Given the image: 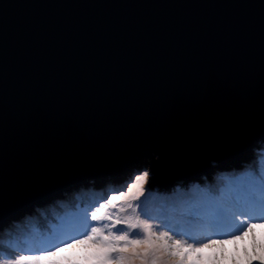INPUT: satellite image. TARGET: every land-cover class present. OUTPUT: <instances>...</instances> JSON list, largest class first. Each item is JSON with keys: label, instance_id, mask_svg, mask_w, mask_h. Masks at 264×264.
<instances>
[{"label": "water", "instance_id": "1", "mask_svg": "<svg viewBox=\"0 0 264 264\" xmlns=\"http://www.w3.org/2000/svg\"><path fill=\"white\" fill-rule=\"evenodd\" d=\"M264 145V0H0V231L147 166L168 192Z\"/></svg>", "mask_w": 264, "mask_h": 264}, {"label": "snow or ice", "instance_id": "2", "mask_svg": "<svg viewBox=\"0 0 264 264\" xmlns=\"http://www.w3.org/2000/svg\"><path fill=\"white\" fill-rule=\"evenodd\" d=\"M148 175L147 171L136 175L126 191L114 192L95 210L86 212L77 221V229H82L77 235L63 239L64 234H57L41 242L43 246L28 249L24 254L17 256L11 251L0 255V264H41L49 257L57 256L63 249L78 245L86 246L85 259L88 264H137V262L139 264H220V261L228 259L223 245L243 240L256 227V224L251 222H238L236 213L229 215L223 209H217L215 216L209 222V227L212 235L228 237L226 239H212L205 236L204 240L207 242H203L188 232H180L170 225H164L168 228L166 231H154V225L150 222L152 217L141 219L137 214V207L131 202L126 206H121L119 203L127 200L134 189L142 195ZM259 191V198L254 192L249 191L245 206L238 208L237 211L239 216L246 217L247 221L253 219L262 221L260 227H264V185ZM139 195H133L132 199H139ZM129 209L131 215H121L127 213ZM120 225L124 227H118ZM174 235H185L192 240V243L173 239ZM217 245L220 246L219 256L204 255L206 249H212ZM233 259L236 264L241 262L264 264V241L257 244L253 238L251 250L245 248L242 254L234 255ZM51 264H61V262L52 261Z\"/></svg>", "mask_w": 264, "mask_h": 264}, {"label": "trees", "instance_id": "3", "mask_svg": "<svg viewBox=\"0 0 264 264\" xmlns=\"http://www.w3.org/2000/svg\"><path fill=\"white\" fill-rule=\"evenodd\" d=\"M263 150H264V145H263ZM262 157H264V151L261 152V156L252 155V160L253 158H255V163L256 165H258V167L254 168L252 164V160H250V164H249L250 166L246 167L245 171L243 172L245 174V177L242 174L240 175L239 172L231 173L229 174V176L228 175L224 176L226 174L221 171V175L223 176L218 178L219 179L218 183L214 181L212 183H209L207 181L204 182L202 181L201 183L198 184L194 183V187L197 186L196 188L200 189L198 191L200 193L197 192V200L195 202L191 201V204L186 205L185 207L184 205L188 202L187 200H190V198L181 201L180 210L173 209L170 207L166 208L163 205H160L161 207L164 208L163 211L164 212L166 211L169 217L167 221L163 220L161 225H170L180 232H183L184 230L187 229H192V230H197L193 234L203 233L211 238L213 237H223L222 239L228 238L225 236L212 235V230L209 227V222L215 216L217 209H223L229 215L236 213L239 219H242V221H247L246 217L239 216V212L237 211V209L245 206L249 191H252L255 193V195H258L260 193L259 191L260 189L250 187L247 191H244V187L242 186V183H255L260 186L264 185V183L261 182L259 183L255 181L256 178H254L255 176L261 178L260 171L264 169V167L260 165ZM215 172L219 173L218 171H214V173ZM230 176H233L234 178H230ZM263 178H264V173L260 181ZM124 180L125 179L123 180L121 179V181H123L122 183L125 182ZM122 183L116 185H108L100 190H95L93 187L87 189H80L78 192H81L83 199L77 198L74 195V197H72V199L74 200L73 205L76 206L81 202L84 203V201L86 203H89L90 199H93L94 204L95 203L97 204L98 201L101 200V196L104 193H107L108 191H113L115 186H119ZM218 186L222 187V189H217ZM177 189H175L169 194H173ZM218 192L222 194V196L219 198L220 203L215 199V196L218 194ZM167 195H168L167 193H161V192L159 193V196L162 197H165ZM194 203L195 205H193ZM62 204L68 205V203H62ZM49 207L44 208L43 210L41 209L36 210L32 215L24 219H21L20 221L13 222L7 228H4L2 231H0V234L5 233L3 238L0 240V246H1L0 250H2L0 251V255H4L8 253L6 250L7 248H9V250L11 251L14 250L24 254L28 249H32L37 246H43L41 242L49 240L52 237L56 236L57 233H55V230L57 231L58 229L61 228L60 219H64V217L60 216L58 213V211H60L61 209L60 206H59V210L53 209L51 212L47 214L45 213L41 214V212H44V210H48ZM75 220L78 221L79 218H75ZM11 228H13V232L10 235L9 231ZM203 230L205 231L201 232ZM77 232H78L77 229L70 228L68 230V233L64 235L63 239H67L69 236H73V234ZM41 233H43L44 235H47L48 233L51 234L47 236L48 238L46 237L42 239L40 236ZM194 237L202 238V240H204L205 236H194ZM2 242L3 244H1Z\"/></svg>", "mask_w": 264, "mask_h": 264}, {"label": "rangeland", "instance_id": "4", "mask_svg": "<svg viewBox=\"0 0 264 264\" xmlns=\"http://www.w3.org/2000/svg\"><path fill=\"white\" fill-rule=\"evenodd\" d=\"M263 151H264L263 145H261L259 150L253 151L252 155H260L261 156V152H263ZM252 164H253L254 168L258 167V165H256V163H255V158H253ZM260 165L262 167H264V157H262ZM248 166H250V165L248 164ZM248 166H245V168ZM144 171H147L149 173L147 166L133 167L122 178V179H125L124 180L125 182L124 183L121 182L122 183L121 185L115 186L113 191H108L107 193H104L101 196V200L98 201L97 204L96 203L94 204L93 199H90L89 203H86L84 201V203L81 202V203L77 204L76 206L73 205L74 200L72 199V197H74V195L77 198L83 197L81 195V192L77 193V192L73 191L70 193L71 195L66 194V196H68L67 198L56 200L54 202V204L49 205L50 207L47 206V207H49L48 210H44V212H41V214H44V213L47 214V213L51 212L53 209L59 210V206H60L61 209H60V211H58V213L60 216L64 217V219H60V224H61L60 227L61 228L57 230L58 232L55 230V233L65 235L66 233H68V230L70 228L77 229V221L75 220V218L80 219L83 217V215L86 212L90 213L91 210H95V208L98 207L100 203L104 202L106 200V198L108 196H110L111 194H113L114 192L118 193L120 191H126L127 187L130 186V184L134 181L135 176L141 174ZM263 173H264V169H262L260 171L261 178H262ZM214 174H215V176L217 175L216 178H214V175H213L212 180L209 183H212L213 181L218 183L219 182L218 178L222 177V175L220 173L216 174V172H215ZM229 174H231V173H228L227 175H229ZM151 177H152V174L149 173L147 182L143 185L142 197L139 201L135 202V206L137 207V214L140 216L141 219H148L149 217H152L153 219H151L150 222L154 225V229H153L154 231H157V232L158 231H166V230H168L167 227H165L164 225H161V223L163 222V220L167 221L169 219V217H168L166 211L165 212L163 211L164 208L161 207L160 205H163L166 208L170 207L173 209L180 210L181 209V201H184L187 198H190V200H187L188 202L184 205V207L186 205H190L191 201L195 202L197 200V192L200 189L196 188L197 186L194 187V184H192L189 187H187L186 189L172 188L168 192H164V191L160 190L156 185L153 186L152 188L149 186V182H150ZM254 178H256L255 181H257L259 183L260 182L264 183V178L261 181H260L261 178H258L257 176H255ZM203 180H205V179H203ZM242 186L244 187V191H247L250 187H253L256 189H260V187H261L260 185L255 184V183H242ZM175 189H177V190L173 194H169L172 191H174ZM217 189H222V187L218 186ZM251 190H253V189H251ZM160 192L161 193H167L168 195L165 197L159 196ZM198 193H200V192H198ZM256 196L259 197L260 193ZM130 200L132 203L133 199L131 198ZM130 200L121 201L119 203L121 204V206H126V204ZM62 203H68V205L62 204ZM162 203H165V204H162ZM193 205H195V203ZM109 210H111L110 206H109ZM131 214H132L131 209H129L127 213H122L121 215L123 216V215H131ZM239 221H242V219L238 218V222ZM245 222L254 223V224H256V227H254L252 229V231L249 233V235L247 237H245L243 240L237 241L234 244L229 243V244L223 245V249L228 254V259L220 261V264H236V261L233 259L234 255L242 254V252L245 248L251 250L253 238H255V240L257 241V244H259L261 241H264V227H260V224L262 223V221H258V220L253 219L251 221H245ZM92 223H94V222H92ZM157 225H159L160 227H158V228L155 227ZM118 227L122 228L124 226L120 225ZM77 230L79 231L82 229H77ZM114 231H115V229H114ZM136 231H139V230H136ZM195 231H197V230L187 229V230H184L183 232H188L192 236H207L206 234H203V233L193 234ZM9 232L11 235L13 232V228H11ZM4 234L5 233L0 234V240L3 238ZM50 234L51 233L44 235L43 233H41L40 236L42 239H44L47 236H49ZM64 235L62 236V238L64 237ZM75 235H77V233L73 234V236H75ZM184 236L174 235L173 239H180L182 241H186L187 243H192V240H190ZM222 238L223 237H213L212 239H222ZM197 239H199L203 242H207L206 240H202V238H197ZM169 242L171 243V241H169ZM1 244H3V242ZM196 246H199V245H196ZM85 248H86V246H83V245L65 248L61 252H59L57 254V256L49 257L47 260L42 261L41 264H51L52 261H60L61 264L62 263L63 264H82L79 262L80 261L79 257H81L84 261H87L85 259V255H86ZM219 248H220V246L217 245V246H214V248H212V249H206L204 255L209 256V257L210 256H219L220 255ZM6 250H7V252H11V250H9V248H7ZM12 251H14V250H12ZM14 252L16 253L17 256L22 254L21 252H18V251H14ZM74 258H76V260H78V261L73 262ZM241 264H242V262H241Z\"/></svg>", "mask_w": 264, "mask_h": 264}, {"label": "bare ground", "instance_id": "5", "mask_svg": "<svg viewBox=\"0 0 264 264\" xmlns=\"http://www.w3.org/2000/svg\"><path fill=\"white\" fill-rule=\"evenodd\" d=\"M235 171H237V172H239L240 174H242L244 177H245V174L241 171V170H239V169H236V168H233ZM108 186V185H107ZM112 188V187H111ZM66 194H68V193H65V194H62L61 196L65 199V198H67V196H66ZM139 195L138 193H137V190H133V193L132 194H130L129 196H128V198H127V200H125V201H128V200H130L131 198H132V196L133 195ZM222 196V194L220 193V192H218V194L215 196V199L220 203V201H219V198ZM141 197H142V195H139V199H137V200H133L132 201V204L135 206V202L136 201H139L140 199H141ZM129 202H131V200L129 201ZM13 223V221L12 222H10L9 224H7V226H6V228L10 225V224H12ZM65 255V254H64ZM80 258V263H82V264H88V261H84L81 257H79ZM78 259V258H77ZM75 261H78V260H76V258H74V260H73V262H75ZM63 264V263H62ZM137 264H139V262H137Z\"/></svg>", "mask_w": 264, "mask_h": 264}, {"label": "clouds", "instance_id": "6", "mask_svg": "<svg viewBox=\"0 0 264 264\" xmlns=\"http://www.w3.org/2000/svg\"><path fill=\"white\" fill-rule=\"evenodd\" d=\"M115 185V184H114ZM181 187H178V188H183L184 189V186L183 185H180ZM177 188V187H176ZM6 228V227H5ZM4 229V228H3ZM205 230H203L202 232H204Z\"/></svg>", "mask_w": 264, "mask_h": 264}]
</instances>
